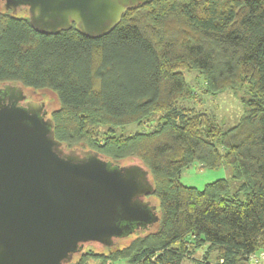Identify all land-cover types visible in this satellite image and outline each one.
Listing matches in <instances>:
<instances>
[{
    "label": "trees",
    "instance_id": "1",
    "mask_svg": "<svg viewBox=\"0 0 264 264\" xmlns=\"http://www.w3.org/2000/svg\"><path fill=\"white\" fill-rule=\"evenodd\" d=\"M22 12L0 0V84L53 92L50 117L66 150L114 165L138 159L154 185L145 198L158 221L112 246L90 242L103 249L83 248L65 264H183L202 248L195 264H211L213 253L215 264H251L264 250V0H152L94 37L76 23L43 33ZM226 89L243 105L232 126L186 104ZM133 123L143 128L117 133ZM195 161L229 165L240 185L230 194L225 179L183 184Z\"/></svg>",
    "mask_w": 264,
    "mask_h": 264
},
{
    "label": "water",
    "instance_id": "2",
    "mask_svg": "<svg viewBox=\"0 0 264 264\" xmlns=\"http://www.w3.org/2000/svg\"><path fill=\"white\" fill-rule=\"evenodd\" d=\"M31 24L56 34L76 23L87 36L112 30L128 8L152 0H4ZM0 98V264H65L85 243L115 238L158 221L154 191L140 164L114 165L98 152L66 150L44 102L22 86Z\"/></svg>",
    "mask_w": 264,
    "mask_h": 264
},
{
    "label": "rangeland",
    "instance_id": "3",
    "mask_svg": "<svg viewBox=\"0 0 264 264\" xmlns=\"http://www.w3.org/2000/svg\"><path fill=\"white\" fill-rule=\"evenodd\" d=\"M4 0H2V4L4 5ZM25 8V7H22ZM22 8H19L18 12H22ZM23 13V12H22ZM187 79H193L195 73L190 71L184 72ZM33 99L38 102H44L45 108L47 109V113L49 116L52 115L53 111L59 107L58 99L56 95L51 91L46 92H38L31 95ZM197 100H191L186 102L187 105L200 110L201 112H208L217 118L219 124L224 127H229L237 123L242 112L243 105L237 96L230 89H226L222 92L216 94H208V93H199ZM143 126H138V124L133 123L130 125H126L125 127L117 128V133L130 134L136 130L142 129ZM104 158V157H103ZM105 159V158H104ZM124 161V162H123ZM121 165L127 164H140L143 166V163L138 159L126 158L121 160ZM225 179L229 185V193L233 194L237 187L240 185L241 180H238L233 177L232 168L229 165H221L217 168L203 166L200 162L195 161L191 165L185 167L180 174V181L189 186H194L199 189L205 187V185L209 182ZM147 200H151V203L156 206V204L152 201V199L145 198ZM141 229V228H140ZM139 230V228H138ZM137 232V229L135 230ZM137 235V234H135ZM129 238V237H128ZM128 243L129 239L122 241L121 243ZM91 247L96 250H101L103 247L97 243H85L83 248ZM205 252L204 248L198 250L193 256L187 257L183 264H195L194 258L203 259V253ZM215 254L213 253L210 256L211 264H215ZM251 264H264V250H258L255 254L251 256ZM114 264H129L126 260L118 261Z\"/></svg>",
    "mask_w": 264,
    "mask_h": 264
},
{
    "label": "flooded vegetation",
    "instance_id": "4",
    "mask_svg": "<svg viewBox=\"0 0 264 264\" xmlns=\"http://www.w3.org/2000/svg\"><path fill=\"white\" fill-rule=\"evenodd\" d=\"M22 8V7H21ZM5 83L0 84V98L5 99L6 101H8V96L10 95V93L12 92L11 89H6L4 87ZM14 85V84H13ZM31 100H35L32 98L31 95H27L26 94V99L22 100L19 104L22 106H26V102L27 101H31ZM36 101V100H35ZM38 101V100H37ZM48 114V113H47ZM49 116V115H48ZM80 152V151H79ZM82 155H86L85 152L81 153Z\"/></svg>",
    "mask_w": 264,
    "mask_h": 264
}]
</instances>
